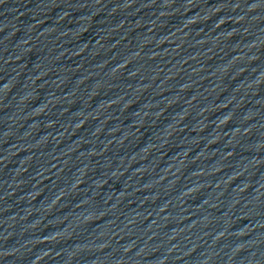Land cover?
Listing matches in <instances>:
<instances>
[{
    "label": "water",
    "instance_id": "water-1",
    "mask_svg": "<svg viewBox=\"0 0 264 264\" xmlns=\"http://www.w3.org/2000/svg\"><path fill=\"white\" fill-rule=\"evenodd\" d=\"M0 264H264V0H0Z\"/></svg>",
    "mask_w": 264,
    "mask_h": 264
}]
</instances>
